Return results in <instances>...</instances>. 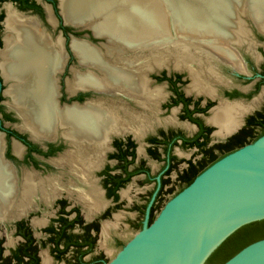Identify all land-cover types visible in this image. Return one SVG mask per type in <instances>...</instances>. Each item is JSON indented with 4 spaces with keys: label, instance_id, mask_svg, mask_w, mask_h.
I'll list each match as a JSON object with an SVG mask.
<instances>
[{
    "label": "flooded vegetation",
    "instance_id": "af4514ba",
    "mask_svg": "<svg viewBox=\"0 0 264 264\" xmlns=\"http://www.w3.org/2000/svg\"><path fill=\"white\" fill-rule=\"evenodd\" d=\"M9 10L49 50L55 112L72 117L42 128L10 93L30 76L5 70L25 47ZM90 25L61 0H0V264H108L200 173L264 136L259 22L197 52L108 50Z\"/></svg>",
    "mask_w": 264,
    "mask_h": 264
},
{
    "label": "water",
    "instance_id": "95a60500",
    "mask_svg": "<svg viewBox=\"0 0 264 264\" xmlns=\"http://www.w3.org/2000/svg\"><path fill=\"white\" fill-rule=\"evenodd\" d=\"M206 1L160 0L170 28L175 33L177 28L181 29V35L176 36L205 39L199 38L200 33L185 34L182 28L196 25H190L192 15L186 17V13L210 8L204 6L209 5L203 4ZM223 1L231 9L230 14L225 7L220 16L211 15L209 19L215 25L235 21L236 10L240 19L245 16L259 27L253 15L254 6H263L264 0ZM261 219H264V136L223 156L200 173L108 264H204L235 230ZM224 264H264V239L246 246Z\"/></svg>",
    "mask_w": 264,
    "mask_h": 264
},
{
    "label": "bare ground",
    "instance_id": "6f19581e",
    "mask_svg": "<svg viewBox=\"0 0 264 264\" xmlns=\"http://www.w3.org/2000/svg\"><path fill=\"white\" fill-rule=\"evenodd\" d=\"M207 3L209 5L204 6H209L210 8L204 7L193 11V13H186V17L192 15V18L190 17L192 24L190 25H196L190 26L189 29L182 28L185 34L195 36L190 32L200 33V39L205 38L203 39L204 41L213 42L216 39V35L219 36L220 34L221 37L228 35L220 32L221 29H233L238 25L240 28L242 20L236 10L234 14H236L237 24L225 20L224 23L217 22L215 25L212 20L210 21L209 17L213 14L220 16L222 14L221 11L225 10V7H227L230 14L231 9L223 0H211V3L206 1L203 4ZM61 5L68 21L84 25L91 24L90 26L96 34L107 35L109 41L116 45V47L107 48L108 50L135 49L197 52L203 49L200 41L195 39L196 37L176 36L181 35V29L177 28V33H175L170 28L171 24L164 5H161L160 0H61ZM254 7L253 15H255L257 23L259 22V25L264 27V4L263 6L258 4ZM239 11L243 10L240 9ZM207 15L209 16L207 17ZM7 25L9 28H13L14 34L19 35L20 43L25 47L23 52L14 53V56L19 58V65L16 67L8 66L5 69L6 73L10 76H19L23 73V76H30L27 85L21 88L15 87L10 91L18 101L19 108L23 110L32 122L37 123L42 128H46L48 124L52 123L56 113L70 116L74 114L70 110L55 112L51 100L53 88L49 80V69L47 67L51 56L48 54L49 50L46 51L43 46H39L40 37L32 30L31 24L19 21L17 16L9 10ZM236 33L228 35L227 38L236 41ZM175 36L176 38H174ZM210 37L213 39H207ZM209 44H211L209 47L213 50H221L215 44ZM74 48L77 51L85 52L98 50L78 41L74 43ZM0 173L3 174L1 167ZM0 178H2L1 175Z\"/></svg>",
    "mask_w": 264,
    "mask_h": 264
},
{
    "label": "trees",
    "instance_id": "16d2710c",
    "mask_svg": "<svg viewBox=\"0 0 264 264\" xmlns=\"http://www.w3.org/2000/svg\"><path fill=\"white\" fill-rule=\"evenodd\" d=\"M264 239V219L246 223L230 234L204 264H224L246 246Z\"/></svg>",
    "mask_w": 264,
    "mask_h": 264
},
{
    "label": "rangeland",
    "instance_id": "374dc122",
    "mask_svg": "<svg viewBox=\"0 0 264 264\" xmlns=\"http://www.w3.org/2000/svg\"><path fill=\"white\" fill-rule=\"evenodd\" d=\"M241 20H242V21H246V23H248V24L250 23V22H249V19H247L245 16H242ZM107 45H108V46H111V47H116L115 44L112 43L111 41H110V43L108 42ZM6 101H8V100H6Z\"/></svg>",
    "mask_w": 264,
    "mask_h": 264
}]
</instances>
